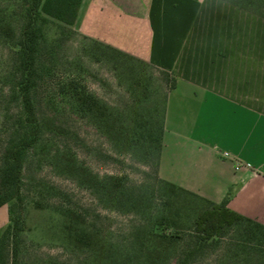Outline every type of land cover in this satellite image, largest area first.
<instances>
[{
  "label": "rangeland",
  "instance_id": "1",
  "mask_svg": "<svg viewBox=\"0 0 264 264\" xmlns=\"http://www.w3.org/2000/svg\"><path fill=\"white\" fill-rule=\"evenodd\" d=\"M94 40L83 33L78 17L70 25L53 20L46 28L33 89L36 142L23 164L20 202L0 206V236L11 223L9 208L23 220L22 231L9 241L6 264H90L91 252L66 238L64 212L76 213L90 230L121 243L132 229L147 227L149 214L159 213L166 199L156 144L136 139L145 129L159 130L170 78ZM69 79L83 83L104 107L78 113L72 100L58 93ZM13 81L11 52L0 43V145L19 116ZM110 176H122L143 192L144 214L102 197L99 187ZM193 263L264 264V236L234 225Z\"/></svg>",
  "mask_w": 264,
  "mask_h": 264
},
{
  "label": "crops",
  "instance_id": "2",
  "mask_svg": "<svg viewBox=\"0 0 264 264\" xmlns=\"http://www.w3.org/2000/svg\"><path fill=\"white\" fill-rule=\"evenodd\" d=\"M77 17L170 78L158 175L264 224V17L225 0H81Z\"/></svg>",
  "mask_w": 264,
  "mask_h": 264
},
{
  "label": "trees",
  "instance_id": "3",
  "mask_svg": "<svg viewBox=\"0 0 264 264\" xmlns=\"http://www.w3.org/2000/svg\"><path fill=\"white\" fill-rule=\"evenodd\" d=\"M225 1L264 17V0ZM80 3L81 0H0V43L11 52L14 73L12 90L19 104L17 125L0 145V206L20 202L23 164L28 150L36 142L39 124L33 89L38 77L37 62L46 28L53 20L64 25L72 24ZM94 41L129 55L109 44ZM58 93L61 97L70 98L75 110L81 114L102 106L76 79L61 83ZM163 123L164 109L157 133L151 127L139 133L136 139L148 141L150 147L155 142L157 175ZM158 177L166 197L160 212L154 216L149 214L148 226L140 225L132 229L121 243L90 230L77 220L79 215L76 213L64 212L67 218L63 226L65 236L75 246L91 252L90 264H194L200 253L215 245L224 231L234 225H243L251 233L258 232L264 236V224L229 208L227 198L216 203ZM99 191L113 204L126 203L138 212L144 214L146 211L143 205L147 197L136 187L128 186L122 176L107 177ZM9 213L11 223L0 236V264H6L9 241L17 238L23 226L21 213L18 217L13 216V207L9 208ZM12 250L15 251V247Z\"/></svg>",
  "mask_w": 264,
  "mask_h": 264
},
{
  "label": "built area",
  "instance_id": "4",
  "mask_svg": "<svg viewBox=\"0 0 264 264\" xmlns=\"http://www.w3.org/2000/svg\"><path fill=\"white\" fill-rule=\"evenodd\" d=\"M226 156H228V153L227 152H225L224 153ZM243 166V163L241 162V161H239V160H234V168L236 169V170H238V169H240L241 167Z\"/></svg>",
  "mask_w": 264,
  "mask_h": 264
}]
</instances>
